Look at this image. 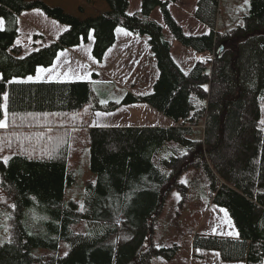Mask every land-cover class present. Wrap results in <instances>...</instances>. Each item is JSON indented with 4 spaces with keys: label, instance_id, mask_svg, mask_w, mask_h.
Segmentation results:
<instances>
[{
    "label": "trees",
    "instance_id": "16d2710c",
    "mask_svg": "<svg viewBox=\"0 0 264 264\" xmlns=\"http://www.w3.org/2000/svg\"><path fill=\"white\" fill-rule=\"evenodd\" d=\"M104 1L106 11L81 19L42 0H0V119L6 94L9 120L8 128L0 130V190L12 202L0 264L171 260L178 246L153 244V224L171 189L185 194L178 179L189 168L204 170L212 202L227 211L237 231L232 238L195 235L193 249L218 251L225 262L263 264L264 0H248L242 23L226 31L218 25L219 0H197L194 18L208 32L196 35L185 33L171 14L169 5L176 0H140L139 11L132 14L130 0ZM155 9L173 40L200 56L187 72L173 58L164 27L149 19ZM30 10L67 28L47 46L20 57L18 17ZM117 27L146 37L158 70L150 93L102 103L87 81H23L39 67H51L59 52L90 39L91 55L101 62L115 43ZM132 103L149 105L172 125H89L94 112ZM80 112L88 116L64 129L46 130L50 125H45L30 131L35 118ZM81 127L95 180L85 183L79 204L64 202V192L76 182L66 160L79 132L74 128ZM37 148L54 153L35 155ZM32 208L47 219L30 234L24 213ZM81 221L86 231L73 232L71 227ZM61 242L67 245L65 255L59 252Z\"/></svg>",
    "mask_w": 264,
    "mask_h": 264
},
{
    "label": "rangeland",
    "instance_id": "374dc122",
    "mask_svg": "<svg viewBox=\"0 0 264 264\" xmlns=\"http://www.w3.org/2000/svg\"><path fill=\"white\" fill-rule=\"evenodd\" d=\"M52 1L56 3L59 0ZM63 1L70 2L73 0ZM75 1L77 2V0ZM185 1L186 3L182 4L184 7L180 9L181 2L184 3ZM195 1L196 0H180V4L177 6L174 4L172 6L171 10L173 13L171 12V14L176 21L182 20L181 18H178L179 14H182L185 22L192 23L190 30L183 28L185 33L194 35L204 34L208 32L207 27L196 20L192 14L195 8ZM88 4L91 6H88ZM88 4L86 2L83 4L80 3L83 7V9L81 8L82 12L79 11L78 13V9L76 11L81 19L95 16L97 13H100V11H105L107 9L104 0H93ZM137 4L140 7V0H130L128 11H132ZM170 7L171 6L169 5V9ZM247 8L248 0H219L218 25L220 30L226 31L240 25ZM155 10L159 12L158 9ZM187 13L189 16L186 15ZM25 14L27 15L26 19H28L29 24L33 25L35 29L25 31L24 34H22L20 43L23 47L29 48L30 42L32 41L30 37L34 35L33 32L37 33L35 34L36 36L40 35L39 33H44V39L50 40L51 36L58 32L57 26L62 27L63 30L67 28L64 25L60 26L55 20L47 18L38 10H30ZM158 24L164 27L165 38L171 40L174 44L171 50L173 58L176 57L177 60L180 59V64H183L182 66L184 68H182V70L187 72L190 64H193L196 58H200V56L173 40L170 33L163 25L162 19H160V23ZM121 29L123 28L117 27L116 32H119ZM141 38L147 43L145 36H142ZM120 40L123 41L124 37L119 36V41ZM35 41L36 43H41L39 40L35 39ZM72 51L78 52L82 58L75 61L73 59L74 52H71L70 56L72 59H70V63L68 64L66 60L65 63H62L61 60L64 56L59 54L56 62L51 67L41 68L33 77H28L26 79L34 81H57L77 78L82 80L87 78L92 79V73H97L95 75L98 76L93 78L94 83L92 84V89L100 98V102L108 103L118 102L128 93L133 95L150 93L152 84L158 75V70L155 67V61L148 44H144L139 40H136L135 44L130 46L128 44H118L115 50H110L106 53L105 59L102 63H98L92 58L91 42L81 44L79 48ZM208 58L209 57H206V59ZM127 77H130L131 81L126 83L120 82ZM5 97L6 94L3 95V117L0 119V123H4L6 126L0 127V130H6L9 126V120L6 115L7 100ZM97 113L100 115H97ZM87 116V112H80L74 116L56 115L43 116L41 119L35 118L31 120V124H29L30 131L32 129L37 130L38 128H44L45 125H50L46 130L64 129L67 125L73 123L74 120L85 118ZM16 120H18L19 123H22L19 119ZM165 120L169 121L167 117L163 116L156 110H153L149 105L132 103L122 105L111 112H94L92 118H90L89 125H163L165 124ZM37 123L45 124L36 125ZM54 124L56 125L53 126ZM84 130V127L74 128V131L79 132L74 134L76 140L67 153L68 157L66 162L70 168V172L75 176L76 182L72 187L65 189L64 202L73 200L82 204L84 200L85 183L87 181L95 180V175L89 169L88 150L84 148ZM70 141L71 139H65V143H69ZM45 152V149L37 148L35 150V155H43ZM53 153L54 151L45 154L52 156ZM7 155L9 154L3 156L4 161L7 160ZM178 182L186 187L185 194L181 195V190H179L178 187L171 189L164 202L162 212L154 221L151 235V241L153 244H156L157 246H171L172 244H176L178 246V252L175 257L169 261L156 258L152 260L151 264H155L157 261H160L162 264H242L240 262L223 261L218 251L193 249L192 241L195 235L232 238L236 237L237 231L227 211L212 202L208 178L202 168L187 169L181 173ZM11 208L12 202L10 198L0 190V246L9 241ZM42 219L46 220L47 218L44 215H41L36 209L32 208L25 210L24 225L30 234L34 233V225ZM86 228L87 224L85 221H81L71 227L72 231L76 233L85 232ZM229 233H231V235ZM66 246L65 242L60 243V255L66 254Z\"/></svg>",
    "mask_w": 264,
    "mask_h": 264
},
{
    "label": "crops",
    "instance_id": "0c3cea01",
    "mask_svg": "<svg viewBox=\"0 0 264 264\" xmlns=\"http://www.w3.org/2000/svg\"><path fill=\"white\" fill-rule=\"evenodd\" d=\"M29 1H31V0H29ZM42 1H44L46 4H48V5H50V6H59V7H61L65 12H67V13H69V14H71V15H75V16H78L79 17V15H77L78 13H79V8H81L82 7V5H80V3H85V0H77V2L75 1V0H73V1H70V2H65V1H63V0H59L58 2H56V3H54L52 0H42ZM80 2V3H79ZM180 2V0H176L174 3H172L170 6V10L172 9V6L175 4L176 6L178 5V4H180L179 3ZM196 2H197V0L195 1V8H194V10H193V12H192V14H193V17H194V11H195V9H196ZM77 3V4H76ZM186 3V1L183 3V2H181V5H180V9H182L183 7H184V5H182V4H185ZM88 4V3H87ZM88 6H91V5H89L88 4ZM175 6V7H176ZM129 7H130V5H129ZM77 9H78V13H76V11H77ZM82 9H83V7H82ZM128 10H129V8H128ZM106 11V10H105ZM139 11V5L137 4V6L135 5L134 6V8H133V10L132 11H128L129 13H135V12H138ZM101 12V11H100ZM171 12L173 13V11L171 10ZM25 13H27V12H24V13H22L21 14V16H19L18 17V33H19V35H18V37L16 38V40H15V44L16 45H20L21 46V48H22V52H21V54H20V57H25V56H27L28 54H30L31 52H34V51H37V50H39V49H41L42 47H45V46H47L48 44H50L53 40H55L56 38H57V36L58 35H60V33H62L64 30H63V28L62 27H59V26H57V29H58V32H56L55 34H53L52 36H51V38H50V40H47V39H44V33L42 34V33H39L40 35H38L37 37H35V38H33V36L35 35V34H37L36 32H33L34 33V35H32L30 38H31V42H30V45H29V48L28 47H23L22 45H21V43H20V40H21V37H22V34H24V32L25 31H30L31 29L32 30H34L35 29V27L33 26V25H31V24H29V22H28V19H26V14ZM98 14V13H97ZM160 14H159V12L158 11H156V10H153L152 12H151V15L149 16V18L150 19H152V20H154V21H156V22H158V23H160V19H161V17L159 16ZM187 16H189V14L187 13L186 14ZM183 15L182 14H179V16H178V18L180 19H182L181 21H179V20H177L182 26H183V24H184V26H183V28L184 29H188V30H190V28H191V24L192 23H190V22H185L184 21V19H183ZM0 21H2L3 22V20L0 18ZM183 23V24H182ZM59 24V23H58ZM31 26V27H30ZM60 26H61V24H60ZM30 27V28H29ZM189 27V28H188ZM2 29H3V24H2ZM23 32V33H22ZM115 36H116V40H115V43L113 44V46H111L107 51H106V53L108 52V51H110V50H115V48L117 47V45L118 44H120V45H123V44H128L129 46L130 45H132V44H135V42H136V40H139V41H141V42H143L144 44H147V43H145V41H144V39L143 38H141V37H139V36H137V35H133V34H131V33H129L128 31H125L124 29H121L119 32H115ZM119 36H121V37H124V40L123 41H119ZM35 39L36 40H39V41H41V43H36V41H35ZM89 42H91V39H90V41ZM88 42V43H89ZM23 44H25V43H23ZM174 45V44H173ZM81 45H79V46H76V47H73V48H67V49H64L63 51H61V52H59L58 53V55L59 54H62L64 57L62 58V63H65V60L67 61V63L69 64L70 63V59H72V57L70 56V54H71V52H74V51H72V50H74V49H76V48H79ZM106 53H105V55H104V57H103V59H102V61L101 62H98V63H102L103 61H104V59H105V56H106ZM57 55V56H58ZM73 55H74V57H73V59L75 60V61H78V59H81L82 57L78 54V52H74L73 53ZM93 58V57H92ZM57 59V58H56ZM56 59H55V61H54V63L56 62ZM94 59V58H93ZM123 59H124V57H123ZM175 60H176V62L180 65V67L181 68H183V64L181 65L180 64V62H181V60L180 59H178L177 60V58L175 57L174 58ZM95 60V59H94ZM96 61V60H95ZM193 61V60H192ZM97 62V61H96ZM53 63V64H54ZM192 63L190 64V66L188 67V69H190L191 67H192ZM39 69H41V67H39L38 69H37V71L39 70ZM184 69V68H183ZM37 71H36V73H37ZM35 73V74H36ZM94 74V75H93ZM95 74H97V73H92V79L91 78H87V79H82V80H80V79H77V78H73V79H68V80H40V81H34V80H27L26 78L23 80V81H25V82H66V81H87V82H89L91 85L94 83L93 82V78H96L98 75H95ZM29 77H33V76H29ZM28 78V77H27ZM129 81H131V78L130 77H127L126 79H122L120 82L121 83H126V82H129ZM136 95H139V94H136ZM100 99V98H99ZM118 101V100H117ZM154 110V109H153ZM172 125V122L169 120V121H167V120H165V124H163V125H153V124H145V125H141L140 127H148V126H163V127H168V126H171ZM93 127H126V126H93ZM155 264H162L160 261H157Z\"/></svg>",
    "mask_w": 264,
    "mask_h": 264
},
{
    "label": "snow or ice",
    "instance_id": "6c2138e0",
    "mask_svg": "<svg viewBox=\"0 0 264 264\" xmlns=\"http://www.w3.org/2000/svg\"><path fill=\"white\" fill-rule=\"evenodd\" d=\"M2 24H3V22L2 21H0V29H2ZM29 79H31V78H29ZM5 99H7L6 97H5ZM97 115H100L99 113H97ZM262 123H264V121H262ZM6 125L4 124V123H0V127H5ZM230 235H231V233H229Z\"/></svg>",
    "mask_w": 264,
    "mask_h": 264
},
{
    "label": "bare ground",
    "instance_id": "6f19581e",
    "mask_svg": "<svg viewBox=\"0 0 264 264\" xmlns=\"http://www.w3.org/2000/svg\"><path fill=\"white\" fill-rule=\"evenodd\" d=\"M208 59H209V60H212V57H209Z\"/></svg>",
    "mask_w": 264,
    "mask_h": 264
}]
</instances>
